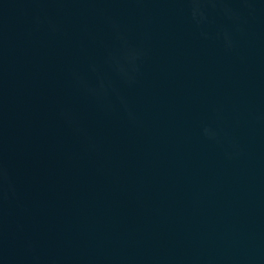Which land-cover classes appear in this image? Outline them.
I'll return each mask as SVG.
<instances>
[{"label": "water", "instance_id": "obj_1", "mask_svg": "<svg viewBox=\"0 0 264 264\" xmlns=\"http://www.w3.org/2000/svg\"><path fill=\"white\" fill-rule=\"evenodd\" d=\"M225 264H264V0H22Z\"/></svg>", "mask_w": 264, "mask_h": 264}]
</instances>
